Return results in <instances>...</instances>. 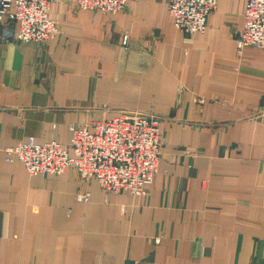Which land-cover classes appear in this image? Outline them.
Here are the masks:
<instances>
[{
    "label": "crops",
    "instance_id": "0c3cea01",
    "mask_svg": "<svg viewBox=\"0 0 264 264\" xmlns=\"http://www.w3.org/2000/svg\"><path fill=\"white\" fill-rule=\"evenodd\" d=\"M244 3L217 0L193 35L166 0L114 14L51 0L58 33L42 43L0 24V264H264V49L236 48ZM129 113L160 128L142 195L6 159L28 137L67 147L70 124Z\"/></svg>",
    "mask_w": 264,
    "mask_h": 264
},
{
    "label": "built area",
    "instance_id": "2783aa9c",
    "mask_svg": "<svg viewBox=\"0 0 264 264\" xmlns=\"http://www.w3.org/2000/svg\"><path fill=\"white\" fill-rule=\"evenodd\" d=\"M51 0H0V24L12 26L18 42L42 43L58 33L50 17ZM127 0H76L81 9L114 14ZM217 0H166L174 26L186 35L203 32ZM238 51L245 47L264 49V0H245L243 26L235 36ZM123 36L122 45H126ZM70 141L63 147L56 140L38 143L33 137L5 149L7 160L17 158L30 175L60 174L73 168L81 180L95 179L105 192L127 191L142 195L152 182L161 155L158 119L139 113L119 114L104 121L69 125ZM71 154H69V151ZM78 200L89 198L79 192Z\"/></svg>",
    "mask_w": 264,
    "mask_h": 264
}]
</instances>
